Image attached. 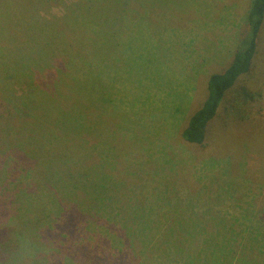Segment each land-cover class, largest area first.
Here are the masks:
<instances>
[{
    "label": "rangeland",
    "instance_id": "1",
    "mask_svg": "<svg viewBox=\"0 0 264 264\" xmlns=\"http://www.w3.org/2000/svg\"><path fill=\"white\" fill-rule=\"evenodd\" d=\"M250 3L0 0V264H264V23L182 139Z\"/></svg>",
    "mask_w": 264,
    "mask_h": 264
},
{
    "label": "trees",
    "instance_id": "2",
    "mask_svg": "<svg viewBox=\"0 0 264 264\" xmlns=\"http://www.w3.org/2000/svg\"><path fill=\"white\" fill-rule=\"evenodd\" d=\"M244 23L246 32L241 36L240 44L231 63L222 73L216 72L209 76L206 84L207 95L200 109L192 115L183 130L182 139L189 145L199 146L205 143L208 126L217 117L227 92L235 86L241 76L249 73L252 60L257 52L258 35L264 23V0H251ZM91 75L93 72H90L84 79L92 86L95 93L96 86L95 83L93 84L94 79L89 77ZM100 94L103 96V93L100 92ZM243 98L253 100L255 95L244 90Z\"/></svg>",
    "mask_w": 264,
    "mask_h": 264
},
{
    "label": "crops",
    "instance_id": "3",
    "mask_svg": "<svg viewBox=\"0 0 264 264\" xmlns=\"http://www.w3.org/2000/svg\"><path fill=\"white\" fill-rule=\"evenodd\" d=\"M225 233L229 234L228 231H226ZM211 240H212V239H211ZM223 249H224V248H223ZM207 250H208V251H207V256H206V257L212 260V259H213V255L215 254V252L212 251L213 249H211V248H209V247L207 248ZM215 257H217V256L215 255ZM222 260H223V259H222ZM217 263H218V262H217ZM218 264H219V263H218Z\"/></svg>",
    "mask_w": 264,
    "mask_h": 264
}]
</instances>
